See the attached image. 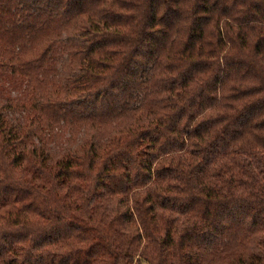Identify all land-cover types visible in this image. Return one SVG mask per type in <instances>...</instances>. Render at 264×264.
Wrapping results in <instances>:
<instances>
[{
  "label": "trees",
  "instance_id": "trees-1",
  "mask_svg": "<svg viewBox=\"0 0 264 264\" xmlns=\"http://www.w3.org/2000/svg\"><path fill=\"white\" fill-rule=\"evenodd\" d=\"M3 74L0 264H264V0H0Z\"/></svg>",
  "mask_w": 264,
  "mask_h": 264
},
{
  "label": "rangeland",
  "instance_id": "rangeland-1",
  "mask_svg": "<svg viewBox=\"0 0 264 264\" xmlns=\"http://www.w3.org/2000/svg\"><path fill=\"white\" fill-rule=\"evenodd\" d=\"M23 88L24 82L19 77L11 74H3L0 76V98L6 96H21L24 93ZM141 96V91L137 92V98L134 103H131V105H137ZM15 115L22 119L24 112H16ZM53 129L54 130L49 134L48 139L49 143L56 149L65 144L66 138L69 135V129L61 126H55Z\"/></svg>",
  "mask_w": 264,
  "mask_h": 264
}]
</instances>
